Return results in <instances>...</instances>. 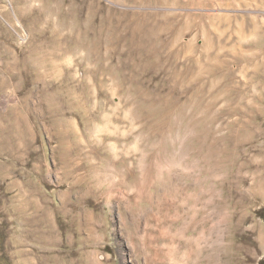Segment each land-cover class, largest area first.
Instances as JSON below:
<instances>
[{
	"label": "rangeland",
	"instance_id": "obj_1",
	"mask_svg": "<svg viewBox=\"0 0 264 264\" xmlns=\"http://www.w3.org/2000/svg\"><path fill=\"white\" fill-rule=\"evenodd\" d=\"M262 209L264 0H0V264H264Z\"/></svg>",
	"mask_w": 264,
	"mask_h": 264
},
{
	"label": "crops",
	"instance_id": "obj_2",
	"mask_svg": "<svg viewBox=\"0 0 264 264\" xmlns=\"http://www.w3.org/2000/svg\"><path fill=\"white\" fill-rule=\"evenodd\" d=\"M227 231V227L220 225V223H216L213 226H211L210 228V238L211 241L213 243V249H212V253H211V257L213 259V263L212 264H221L220 261H218V257H220V255L218 256V253L216 252V249H218L217 247H219L220 244L223 243V233H226ZM208 232V231H207ZM209 238V239H210ZM189 240H192L191 238H189ZM219 250V249H218Z\"/></svg>",
	"mask_w": 264,
	"mask_h": 264
},
{
	"label": "trees",
	"instance_id": "obj_3",
	"mask_svg": "<svg viewBox=\"0 0 264 264\" xmlns=\"http://www.w3.org/2000/svg\"><path fill=\"white\" fill-rule=\"evenodd\" d=\"M259 215H260L262 218H264V209H262V210L260 211Z\"/></svg>",
	"mask_w": 264,
	"mask_h": 264
}]
</instances>
